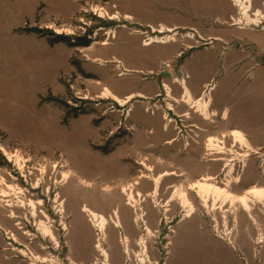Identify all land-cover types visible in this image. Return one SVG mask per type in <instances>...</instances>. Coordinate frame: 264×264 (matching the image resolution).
<instances>
[{"label":"rangeland","instance_id":"374dc122","mask_svg":"<svg viewBox=\"0 0 264 264\" xmlns=\"http://www.w3.org/2000/svg\"><path fill=\"white\" fill-rule=\"evenodd\" d=\"M251 18L234 0H0V189L5 177L43 200L36 216L17 204L9 217L0 194V264H264V204L207 207L189 190L208 176L224 187L233 165L234 196L264 186V0ZM184 78L217 116L168 98L167 85L183 96ZM104 86L136 97L122 105ZM163 171L179 176L152 198ZM125 186L142 192L140 205L126 204ZM177 188L195 204L191 217L179 198L168 205ZM85 205L119 211L122 226L102 232Z\"/></svg>","mask_w":264,"mask_h":264},{"label":"bare ground","instance_id":"6f19581e","mask_svg":"<svg viewBox=\"0 0 264 264\" xmlns=\"http://www.w3.org/2000/svg\"><path fill=\"white\" fill-rule=\"evenodd\" d=\"M234 1L241 8L242 15L248 20V22L245 20L247 22V24H251L252 22H256L251 18L253 0H234ZM262 14H263V11L261 9H258L256 11V13L254 14V16H260ZM127 17L130 19L131 16H127ZM239 20H241V19H239ZM166 30L173 31L171 28H166L163 26V29L161 30V32H164ZM154 42H162V41L153 40L148 44H152ZM163 42L168 43V41H163ZM108 44H109L108 41L103 43V45H108ZM116 62H119V60H116ZM177 81H178V79H177ZM178 82L180 83V81H178ZM182 83L186 89V96H185L184 100L186 103H188V105L192 106L193 108H196L197 112H200L206 118H212V116L218 115L217 111L211 110L212 97L210 96V94H209V96H210L209 101H208L207 92L204 93L205 96L198 99L193 95L192 91L190 90V88L187 84L186 78H184L182 80ZM167 87H168V91H170L169 86H167ZM138 94L140 96H144L143 93H138ZM102 95L105 98H113V99L117 100L118 102H120L122 105H127L128 103L132 102V100L136 97L135 93L129 94L126 97H121L118 94H116L108 86L103 87ZM225 115L227 117L228 112H226ZM232 135L235 137L234 139H235L237 144H242L243 146L244 145L250 146L248 138L246 137L244 132L241 131L240 129H234L232 132ZM209 142H210L209 146L211 147L210 149H212V148L218 149L219 152L225 151L223 146H221V144L219 142L216 143V141L213 138H211L209 140ZM15 157L19 162L21 161V155H19L17 153ZM20 165H23V166H21V169H24V164L21 163ZM57 168H58V166H57ZM42 170H43V173L46 172V168H43ZM234 170H235V165L231 166L230 170L228 171V175L230 177H227L226 181H223V183L225 185L224 187L219 186L220 184L218 185V181H215L216 179L212 176H208L207 178H201L200 180L195 181V183L192 185V188L197 190V192L201 196L205 206L208 207V206L212 205L213 208H216L220 204L219 207L223 208L227 202L231 201L232 203H235L236 201H240L244 205L245 208L250 209L251 208L250 202L258 201L259 203L264 204V186L254 185L249 189L247 194L238 195V196L233 195V193L229 190V187L234 182L231 179V178H233L232 173L234 172ZM175 174H177L175 171H163V172H160L159 174H154L153 177L150 176L152 178V180L155 182L153 191L151 192L152 195L154 196L153 198L156 199V196L159 194V188L162 184V181L165 180V178L167 176H172ZM143 177L149 178V176H146V175H143ZM71 179H72V177H71L70 173L67 171H64L63 172V182L68 183V182H70ZM38 180H39V182L37 185L39 186L40 183L42 182V179L40 178ZM236 181L239 182V179H237ZM2 184L6 185L7 189H8V190L5 188L0 189V194L3 197L1 199V202H5L3 204V206L6 208L7 212H9V214L7 216L16 217L15 206L17 204H19L20 206H23V208L30 206V208H32L31 211H33L34 215L35 216L37 215L38 208L43 203V200L42 201H36L33 198L26 199L24 197V195H26V191L19 186L8 184L5 177H3V179H2ZM10 191H13V195H15L14 197L16 198V200L15 199H12V200L6 199V197H8L12 194V193H10ZM123 192L124 193L126 192L129 195L130 202H128L126 204L133 206V207L138 206V204L140 205L139 199L137 197L140 196L142 199L143 198L142 192H139L138 195L136 196L135 191L131 187L128 188V186H125L123 188ZM59 197L60 198L57 200V202H60V205H59L60 210L59 211L60 212H66L65 203L61 199L62 196L59 195ZM176 198H181L183 204L187 207L186 216L191 217L193 215V213L195 212V205L189 199L188 194L186 192L180 190L179 188H177L174 191V195H173L172 199H176ZM139 210H142V207H139ZM139 210H138V214L140 217H142L143 215L139 213L140 212ZM83 211L88 213L89 217L91 218V222L94 224V226L98 227V229L101 230L102 232L105 231V229H107V226L109 225L111 220L113 222H115L117 224V226H122V220L120 218V212L117 210L115 211V215H112L111 217H107L105 214L92 209L88 205L84 206ZM45 221H41L42 222L41 227H42V230H43L45 237H51V238L56 240V235H55L50 223L48 224V222H45ZM66 228H67V226H66ZM103 252L105 255H108L107 251H103ZM25 255L28 257L29 253L25 252ZM32 257L34 259H41L42 262H45L48 260L46 258H42V257L36 256V255H33ZM145 262H146V260L143 258L142 263H145Z\"/></svg>","mask_w":264,"mask_h":264},{"label":"flooded vegetation","instance_id":"af4514ba","mask_svg":"<svg viewBox=\"0 0 264 264\" xmlns=\"http://www.w3.org/2000/svg\"><path fill=\"white\" fill-rule=\"evenodd\" d=\"M168 86V85H167ZM170 88V87H169ZM182 89H183V96L181 97V98H177V97H174L173 96V93H172V88H170V91H168V87H166V92L168 93V98L169 99H171V100H173V101H176V102H178V103H181V101L182 102H184L187 106H188V108H189V110H193L195 113H197V110H196V108H193L192 106H190V105H188V103H186L185 102V96H186V92H185V89H184V87H182ZM209 100V99H208ZM211 105H212V103H211ZM169 108L170 109H175L174 108V104H171V103H169ZM185 116H187L188 118H190V116H191V112L190 111H187L185 114H184ZM168 126V125H167ZM166 129H168V127L166 128ZM226 136V135H225ZM176 172V171H175ZM177 173V172H176ZM173 176H179V174L177 173V174H175V175H172V176H167V177H173ZM145 178H147V177H145ZM147 179H149V178H147ZM218 180V179H217ZM164 181V180H163ZM162 181V182H163ZM221 183L222 184H224L223 183V181H221ZM171 188H175V186L173 185H171ZM194 188H192V186L190 185V187H189V190H191V191H194L195 193H196V195L198 196L199 194H197L198 192H197V190L196 189H194ZM174 190V189H173ZM171 191L172 193L174 192V191ZM188 194V193H187ZM150 197H152V196H150ZM189 197V196H188ZM199 197V196H198ZM153 198V197H152ZM177 199V198H176ZM176 199H172L171 198V200H169V203H168V205L170 206V204L173 202V201H175ZM180 199V201H179V203H181L182 204V206L183 207H186L184 204H183V202H182V200H181V198H179ZM190 199V198H189ZM191 200V199H190ZM191 202L194 204V202L191 200ZM195 205V204H194ZM163 206H165V205H162V207ZM186 215V214H185ZM185 215H184V218H185Z\"/></svg>","mask_w":264,"mask_h":264},{"label":"built area","instance_id":"2783aa9c","mask_svg":"<svg viewBox=\"0 0 264 264\" xmlns=\"http://www.w3.org/2000/svg\"><path fill=\"white\" fill-rule=\"evenodd\" d=\"M206 90V89H205ZM170 111H172V109H170V108H168ZM9 161H11V160H9ZM227 163H225V165H224V167H223V170L225 171V169L227 170L228 168H227Z\"/></svg>","mask_w":264,"mask_h":264}]
</instances>
